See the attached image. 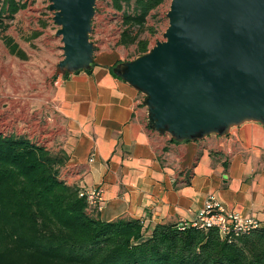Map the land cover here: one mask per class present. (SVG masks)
Segmentation results:
<instances>
[{"label": "crops", "instance_id": "obj_1", "mask_svg": "<svg viewBox=\"0 0 264 264\" xmlns=\"http://www.w3.org/2000/svg\"><path fill=\"white\" fill-rule=\"evenodd\" d=\"M91 40L98 47L91 70L53 79L44 101L33 99L41 108L33 122L11 134L63 152L59 177L67 185L100 186L103 222L189 224L213 196L225 211L264 228V127L246 123L225 137L184 143L159 136L147 126L142 96L110 73L116 63L129 61L126 53Z\"/></svg>", "mask_w": 264, "mask_h": 264}, {"label": "water", "instance_id": "obj_2", "mask_svg": "<svg viewBox=\"0 0 264 264\" xmlns=\"http://www.w3.org/2000/svg\"><path fill=\"white\" fill-rule=\"evenodd\" d=\"M100 0H49L61 59L55 75L87 72ZM162 41L111 74L142 96L147 126L174 143L264 127V0H169Z\"/></svg>", "mask_w": 264, "mask_h": 264}, {"label": "trees", "instance_id": "obj_3", "mask_svg": "<svg viewBox=\"0 0 264 264\" xmlns=\"http://www.w3.org/2000/svg\"><path fill=\"white\" fill-rule=\"evenodd\" d=\"M109 1L117 12L130 8L121 18L119 45L145 54L139 35L164 0ZM25 6V0L1 1L0 33ZM0 40L10 56L24 60L9 36ZM66 159L26 137L0 135V264H264L259 226L221 239L214 229L101 221L79 190L60 179Z\"/></svg>", "mask_w": 264, "mask_h": 264}, {"label": "rangeland", "instance_id": "obj_4", "mask_svg": "<svg viewBox=\"0 0 264 264\" xmlns=\"http://www.w3.org/2000/svg\"><path fill=\"white\" fill-rule=\"evenodd\" d=\"M25 2V8L19 10L8 23V29L0 33V38L9 36L24 54V60L10 56L0 40V135L21 132V129L31 124L33 120L30 117L36 109H41L39 104L32 105L33 99L40 98L44 101V94L48 96L46 85L52 84L53 79L58 77L54 70L61 59V52L58 50L61 44L59 38L54 36L58 28L54 26L52 14L48 11L49 0H25ZM168 7L169 0H164L146 17L145 29L138 39L146 42L147 51L156 42L162 41V34L168 25L165 18ZM127 11L130 12V8L124 7L123 11H115L110 6L109 0L98 1L92 22L91 39L102 42L108 49L115 51L116 47L120 46L121 18L123 12ZM118 49L121 51V56L123 52L126 53L124 59L132 60L137 57L135 45L126 48L121 46ZM42 60H47L49 63L46 65ZM36 63L41 70L33 69L31 65ZM18 85L24 87L23 91L17 92ZM39 89L42 92L41 96ZM23 120L26 121L25 125Z\"/></svg>", "mask_w": 264, "mask_h": 264}, {"label": "built area", "instance_id": "obj_5", "mask_svg": "<svg viewBox=\"0 0 264 264\" xmlns=\"http://www.w3.org/2000/svg\"><path fill=\"white\" fill-rule=\"evenodd\" d=\"M78 196L79 198L85 199L87 204L95 207L98 212L101 211L103 190L100 186L81 189L78 192ZM178 226L179 230H183L188 226L196 227L203 231L214 229L222 239L230 236L237 237L257 228L258 224L251 218H243L234 212L225 211L213 196H208L202 209L198 212L196 219L189 224L180 222Z\"/></svg>", "mask_w": 264, "mask_h": 264}]
</instances>
